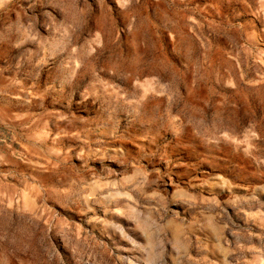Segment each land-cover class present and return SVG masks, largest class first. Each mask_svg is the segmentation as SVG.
<instances>
[{
	"label": "rangeland",
	"instance_id": "obj_1",
	"mask_svg": "<svg viewBox=\"0 0 264 264\" xmlns=\"http://www.w3.org/2000/svg\"><path fill=\"white\" fill-rule=\"evenodd\" d=\"M0 264H264V0H0Z\"/></svg>",
	"mask_w": 264,
	"mask_h": 264
}]
</instances>
